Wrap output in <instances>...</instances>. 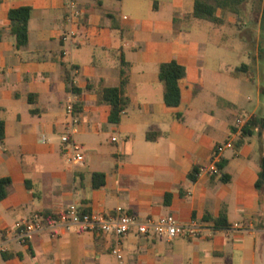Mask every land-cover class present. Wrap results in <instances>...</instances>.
I'll return each instance as SVG.
<instances>
[{"label":"crops","instance_id":"obj_1","mask_svg":"<svg viewBox=\"0 0 264 264\" xmlns=\"http://www.w3.org/2000/svg\"><path fill=\"white\" fill-rule=\"evenodd\" d=\"M70 1L75 35L64 40ZM194 1L0 0V178L12 182L0 201V264H115L109 234L56 225L20 245L4 233L34 215L58 218L72 204L139 220L172 215L197 228L196 238L132 232L121 240L122 264H264V188L256 189L264 128L235 145L241 127L264 116L261 12L248 0L239 15L218 11L215 24L192 17ZM23 7L32 13L28 43L18 48L9 12ZM171 61L186 70L178 107L165 104L159 79ZM122 69L129 104L114 125L102 91L120 85ZM70 102L83 165L61 140ZM225 143L232 148L217 163L227 161L228 182L213 159ZM94 173L105 175L104 186L93 188ZM222 214L229 227L215 230L211 219Z\"/></svg>","mask_w":264,"mask_h":264},{"label":"trees","instance_id":"obj_2","mask_svg":"<svg viewBox=\"0 0 264 264\" xmlns=\"http://www.w3.org/2000/svg\"><path fill=\"white\" fill-rule=\"evenodd\" d=\"M248 0H195L194 10L192 17L198 21L209 22L218 24L221 21L217 18L216 14L218 11L222 13H231L239 15L243 11L245 4ZM258 4L256 7L257 11L261 12V31L264 33V7L261 4L263 0H257ZM32 9L29 7H23L18 9L10 10L9 21L11 34L15 37L16 45L18 48H23L28 43V23ZM264 54V48L261 49V55ZM124 66V62H123ZM186 75V70L183 66L179 65L176 61L164 63L159 69V79L164 85V102L169 107H178L181 103V90L179 88V81ZM66 82L69 84V90L75 94H79L80 90L70 85L68 76H65ZM128 79L124 69L121 70L120 85L115 88H105L102 91V98L109 106V122L117 125L121 121L123 113L128 107V99L125 96V86L127 85ZM264 128V116H253L250 120L241 127V138L235 143L237 147H240L245 139L249 138L253 134L254 129ZM5 138V123L0 119V140L3 141ZM227 161L222 160L216 164L217 169L222 174V181L228 182L230 177L227 174L222 173ZM201 172V168L198 166L193 167L187 178L191 182H196L198 175ZM105 184V175L101 173H94L92 175V186L93 188H100ZM12 182L10 178H0V201L5 200L11 192ZM27 187L30 189V185L27 183ZM264 188V159L261 161V171L259 173L256 189L261 195ZM170 195H167V202ZM43 220L52 221L56 220V216L48 214H42ZM208 218V217H207ZM214 223L215 230H222L229 227L225 215L222 214L217 219H211ZM12 255L5 256V258L11 257Z\"/></svg>","mask_w":264,"mask_h":264},{"label":"built area","instance_id":"obj_3","mask_svg":"<svg viewBox=\"0 0 264 264\" xmlns=\"http://www.w3.org/2000/svg\"><path fill=\"white\" fill-rule=\"evenodd\" d=\"M68 10L70 29L68 35L64 36V40L72 38L75 35V29L72 26L76 23L77 14L71 1L69 2ZM66 112L71 119L70 132L62 136L61 140L69 147L71 161L76 165H83L85 159L80 152L81 147L72 138L74 127L77 123L73 117L74 106L72 102L67 106ZM226 148H232V144L225 143L215 148L213 155L215 163L218 162L219 155ZM56 225H61L66 230L78 233H104L112 235L114 237V244L111 252L116 260L115 264H122L121 240L132 232H136L141 236L157 235L166 237L167 239L178 237L196 238L198 236L197 228L194 225H181L172 215L159 219L148 218L146 220H139L132 215L120 212V210L116 216L103 215L96 212H82L76 204L70 205L54 221H49L45 224L40 215H34L31 219L15 223L12 229H6L4 233L11 235L12 239L18 244L26 245L36 233L47 227L52 228Z\"/></svg>","mask_w":264,"mask_h":264},{"label":"rangeland","instance_id":"obj_4","mask_svg":"<svg viewBox=\"0 0 264 264\" xmlns=\"http://www.w3.org/2000/svg\"><path fill=\"white\" fill-rule=\"evenodd\" d=\"M60 138V137H59Z\"/></svg>","mask_w":264,"mask_h":264}]
</instances>
